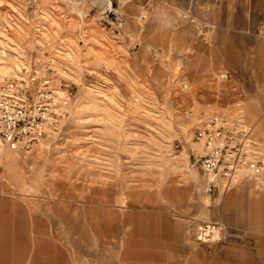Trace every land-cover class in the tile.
Instances as JSON below:
<instances>
[{
  "label": "rangeland",
  "instance_id": "374dc122",
  "mask_svg": "<svg viewBox=\"0 0 264 264\" xmlns=\"http://www.w3.org/2000/svg\"><path fill=\"white\" fill-rule=\"evenodd\" d=\"M173 3L194 6L196 0H0V75L55 55L72 93L69 114L50 137L26 152L0 146V212L29 238L27 245L16 240L10 251L0 249L4 264H16L17 256L23 258L17 264H34L37 253L55 252L50 242L74 259L70 264H140L141 250L155 252L150 242L175 236L174 223L190 249L185 221H217L232 194L234 208L227 214L237 224L226 225L222 243L249 251L259 263L264 83L254 101L263 107L261 120L242 125L250 130L261 174L240 171L229 190L209 197L192 157L200 149L193 133L199 117L230 110L223 109L221 92L213 108L204 107L194 92L195 77L188 76V55L164 44L174 20L195 26L199 35L208 29L188 9L173 13ZM64 215L83 220L82 238L66 232ZM147 228L157 236L147 238ZM181 255L174 262L181 264Z\"/></svg>",
  "mask_w": 264,
  "mask_h": 264
},
{
  "label": "crops",
  "instance_id": "0c3cea01",
  "mask_svg": "<svg viewBox=\"0 0 264 264\" xmlns=\"http://www.w3.org/2000/svg\"><path fill=\"white\" fill-rule=\"evenodd\" d=\"M260 1L196 0L194 6L173 3L171 7L173 13L188 9L203 17L208 29L203 35H199L195 26L174 20L170 41L167 37L162 36L164 44H170L173 51L175 50L179 55L183 53L188 55V76L195 77L193 78L196 90L194 92L198 98H203V106L213 108L217 104L214 102L215 95L220 92L224 93L226 98L222 103L223 109L230 111L222 115L241 125L259 122L263 112L261 103H254L261 99V84L264 83V22L261 20V14L264 16V3ZM218 83L220 89L216 90L214 87H217ZM200 84L203 85V89L200 88ZM232 96L233 99H231ZM220 193L222 192H216L221 196ZM233 198V194L227 197V201H224L221 206V216H218V220L229 227L237 224L235 219L227 214L234 208ZM1 214L3 213L0 212V249H9L10 251L12 243L16 240L27 245L29 243L27 231L24 229L22 233H19L20 224L14 222L13 218ZM242 214L241 216H243ZM64 217L66 232L77 233L82 238L84 235L83 220L78 217L75 220H68L67 216L64 215ZM170 226L173 227L172 229H176L175 236L168 235V233L161 236L158 233L159 224H157L156 229L160 238L157 237L156 242H150L151 247L155 248V252L147 250L144 253L141 250L144 257L141 258L140 264H177L174 259L175 254L177 257L178 253H182L181 257L185 258L181 264H255L249 251L231 249L225 247L223 243L214 245L211 251L209 246L191 240L189 249V246L187 247L186 243H183L178 224L174 223ZM91 229H95V224H91ZM261 229L263 232L264 228L261 227ZM146 233L147 238L157 236L153 228H147ZM19 235L22 236V239H19ZM160 240H162V247L159 243ZM93 242L94 240L90 239V244H94ZM260 243L262 250L257 253L258 264H261L260 257L264 253V241L260 240ZM66 244L71 245L72 241L66 240ZM143 244L144 242L141 240V247ZM48 246L55 252L53 254L37 253L32 257L34 264H70L69 262H74L73 258L68 259L51 242ZM164 247L171 253L168 258L162 251ZM17 257L15 258L17 263L20 259L23 261L22 257ZM100 262L108 263L104 260H100ZM0 264H4V262L0 260Z\"/></svg>",
  "mask_w": 264,
  "mask_h": 264
},
{
  "label": "built area",
  "instance_id": "2783aa9c",
  "mask_svg": "<svg viewBox=\"0 0 264 264\" xmlns=\"http://www.w3.org/2000/svg\"><path fill=\"white\" fill-rule=\"evenodd\" d=\"M60 72L61 78L57 75ZM55 55L34 60L8 76L0 75V146L26 152L59 130L69 114L72 93ZM192 152L211 197L236 184L240 171L253 177L261 166L251 155L250 130L222 114L199 117ZM193 241L209 246L221 244L228 228L220 221H185Z\"/></svg>",
  "mask_w": 264,
  "mask_h": 264
},
{
  "label": "bare ground",
  "instance_id": "6f19581e",
  "mask_svg": "<svg viewBox=\"0 0 264 264\" xmlns=\"http://www.w3.org/2000/svg\"><path fill=\"white\" fill-rule=\"evenodd\" d=\"M108 5H109V3H108ZM108 8V7H107Z\"/></svg>",
  "mask_w": 264,
  "mask_h": 264
}]
</instances>
